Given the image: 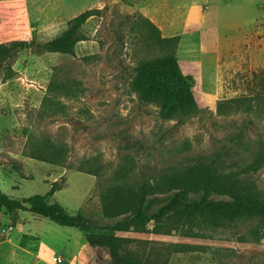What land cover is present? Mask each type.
<instances>
[{
  "label": "rangeland",
  "instance_id": "374dc122",
  "mask_svg": "<svg viewBox=\"0 0 264 264\" xmlns=\"http://www.w3.org/2000/svg\"><path fill=\"white\" fill-rule=\"evenodd\" d=\"M167 1L192 16L189 26L181 21L173 31L180 36L176 56L206 109L185 122L162 117L135 92L137 63L156 53L131 31L130 16L148 18L133 7L138 0H0V43L42 44L86 9H104L83 25L86 39L73 54L33 46L0 62V190L21 199L56 183L47 200L86 215L93 226L81 230L29 211L15 217L0 211V264H89L81 248L86 233L107 223L105 187L117 183L126 193L210 154L264 200V163L249 169L258 152L264 159V102L250 112H215L219 100L264 91V0ZM207 12L203 24L197 15ZM53 81H69L71 97L57 92L45 103ZM45 139L63 145L60 162L37 156ZM166 227L165 235L124 233L122 246L156 264H264L262 215L170 219Z\"/></svg>",
  "mask_w": 264,
  "mask_h": 264
},
{
  "label": "trees",
  "instance_id": "16d2710c",
  "mask_svg": "<svg viewBox=\"0 0 264 264\" xmlns=\"http://www.w3.org/2000/svg\"><path fill=\"white\" fill-rule=\"evenodd\" d=\"M103 11L99 8L86 9L72 17L61 34L42 44H38L35 39L0 43V62L12 52L33 46L41 47L46 52L73 54L76 44L86 39L83 25L91 17L102 15ZM130 17L131 31L144 38L149 47L156 51L152 57L137 63L139 76L135 92L139 100L156 107L162 117L177 122H185L204 112L206 109L197 103L193 79L181 71L176 56L180 36H163L160 29L140 13ZM68 82H51L44 102H52L57 92L59 97L70 98ZM259 101L264 102V91L262 94L219 100L215 112L218 115L250 112L257 108ZM41 143L43 147L37 154L39 158L57 163L65 156L63 145L48 139ZM262 157L263 151L258 152L249 164V169H259L264 163ZM89 173L95 174V170H89ZM58 189V185L53 183L47 193L21 199L10 197L0 190V211H6L14 217L19 211H29L59 225L81 230L93 227L86 215L72 214L60 203L47 200ZM101 199L107 223L100 231L86 233L81 248V254L89 264H156V258L143 257L126 250L122 246L125 240L122 235L127 232L147 233L150 229L155 234L165 235L171 229H163L162 224L170 219L192 221L206 215L224 218L264 216V200L258 197L253 186L234 173L222 170L213 154L200 157L181 171L159 174L153 182H142L126 193L117 183L107 186L101 193ZM94 221L96 225L101 220Z\"/></svg>",
  "mask_w": 264,
  "mask_h": 264
},
{
  "label": "crops",
  "instance_id": "0c3cea01",
  "mask_svg": "<svg viewBox=\"0 0 264 264\" xmlns=\"http://www.w3.org/2000/svg\"><path fill=\"white\" fill-rule=\"evenodd\" d=\"M133 7L151 19L167 37L176 35L173 31L181 21L186 27L191 24L192 16L189 13L179 12L178 7L180 6L177 4L172 6V2L167 0H138L136 6ZM208 16V12L201 16L197 15L198 18L201 17L203 24L206 23Z\"/></svg>",
  "mask_w": 264,
  "mask_h": 264
},
{
  "label": "built area",
  "instance_id": "2783aa9c",
  "mask_svg": "<svg viewBox=\"0 0 264 264\" xmlns=\"http://www.w3.org/2000/svg\"><path fill=\"white\" fill-rule=\"evenodd\" d=\"M12 227H9V229H11ZM5 232L7 233L8 230H5ZM53 261L55 262H59V258L58 257H53Z\"/></svg>",
  "mask_w": 264,
  "mask_h": 264
}]
</instances>
